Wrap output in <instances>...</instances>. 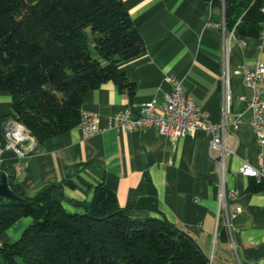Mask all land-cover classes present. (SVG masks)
Here are the masks:
<instances>
[{"label": "crops", "instance_id": "obj_1", "mask_svg": "<svg viewBox=\"0 0 264 264\" xmlns=\"http://www.w3.org/2000/svg\"><path fill=\"white\" fill-rule=\"evenodd\" d=\"M124 1L146 46L142 55L120 65L136 85L135 94L130 97L107 82L86 95L82 111L98 115L104 129L100 133L85 136L75 127L36 144L25 157L4 150L0 166H5L9 183L29 196L47 185L64 183L55 196L62 193L74 201L92 200L102 184L116 193L131 216H164L176 224L209 256V264H264V191H249L255 179L240 172L245 161L264 169V145L248 122L246 102L253 90L234 74L264 63V36L241 41L226 31L223 8L206 0ZM225 61L233 99L226 147L235 148V154L225 159L228 196L221 203L223 177L205 130L173 140L156 127L129 131L110 128L109 121L128 109L138 111L149 101L163 103L172 92L173 78L184 83L186 94L208 112L211 122L220 123ZM12 113L11 97L0 94V126ZM238 114L245 121L235 129L232 120ZM236 209L229 226L226 212ZM31 223L29 217L17 221L0 236V247L18 240ZM0 264H5L1 253Z\"/></svg>", "mask_w": 264, "mask_h": 264}, {"label": "trees", "instance_id": "obj_2", "mask_svg": "<svg viewBox=\"0 0 264 264\" xmlns=\"http://www.w3.org/2000/svg\"><path fill=\"white\" fill-rule=\"evenodd\" d=\"M206 1L223 8L227 32L241 40L261 37L264 0ZM145 50L124 0H0V94L11 97L8 120L24 125L37 145L70 131L81 121L86 95L103 84L135 94L120 65ZM6 122L0 126L2 147ZM0 168L1 182L6 168ZM63 184L33 196L11 184L22 199L0 196V236L32 218L18 240L0 247L5 264L210 263L197 242L166 217L131 216L102 184L90 201L62 193L57 198ZM249 191L263 192L264 183L255 179Z\"/></svg>", "mask_w": 264, "mask_h": 264}, {"label": "built area", "instance_id": "obj_3", "mask_svg": "<svg viewBox=\"0 0 264 264\" xmlns=\"http://www.w3.org/2000/svg\"><path fill=\"white\" fill-rule=\"evenodd\" d=\"M264 12V7L262 8ZM225 26V24H224ZM234 36V31L231 32ZM264 36V22L261 37ZM244 41V40H241ZM230 48L225 51L227 60ZM235 75L243 77L247 86L253 90V95L247 100V110L249 111L248 122L254 129L258 143L264 145V63H256L251 68L234 71ZM173 84L172 92L166 95L163 103L156 100L149 101L142 105L138 111L128 109L120 112L109 121L110 128L124 129L129 131L144 130L156 127L160 134L178 140L188 134H194L198 130H205L211 135L210 151L217 152V160L220 164V171L223 177V188L219 192L221 203L227 201V191L225 181V159L227 156L235 154V148L226 147L228 136L227 122L232 114V93L230 89V70L225 61V71L223 75V96L224 110L223 119L220 123H213L209 119V114L192 97L186 94L185 85L181 80L171 79ZM245 121L243 114H238L232 125L238 129ZM85 136H91L102 132L104 129L99 125L97 114L84 112L81 121L77 126ZM6 144L0 147V154L4 150H12L19 156L25 157L28 152L35 149L36 139L30 134L27 128L16 120H9L5 124ZM240 172L246 177L255 178L258 183H264V169L257 168L249 162H244ZM235 192L233 193V195ZM236 209L233 214L226 212L227 223L230 226V219L237 214Z\"/></svg>", "mask_w": 264, "mask_h": 264}, {"label": "water", "instance_id": "obj_4", "mask_svg": "<svg viewBox=\"0 0 264 264\" xmlns=\"http://www.w3.org/2000/svg\"><path fill=\"white\" fill-rule=\"evenodd\" d=\"M0 196L6 197L10 199L11 201H20L22 199L13 190V187L9 183V180L6 174H2V180L0 182Z\"/></svg>", "mask_w": 264, "mask_h": 264}, {"label": "rangeland", "instance_id": "obj_5", "mask_svg": "<svg viewBox=\"0 0 264 264\" xmlns=\"http://www.w3.org/2000/svg\"><path fill=\"white\" fill-rule=\"evenodd\" d=\"M66 209H67V208H66ZM67 210H68L69 212H76L77 209L75 208V209H73V210H71V209H67ZM29 219H31V221H32V218L29 217ZM29 226H30V225H28V227H29ZM28 227H27V228H28Z\"/></svg>", "mask_w": 264, "mask_h": 264}]
</instances>
